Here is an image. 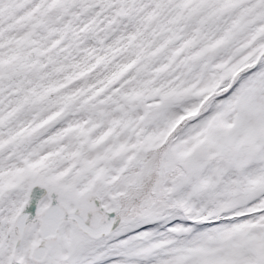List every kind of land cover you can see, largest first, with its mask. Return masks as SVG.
<instances>
[{"label": "snow or ice", "instance_id": "1", "mask_svg": "<svg viewBox=\"0 0 264 264\" xmlns=\"http://www.w3.org/2000/svg\"><path fill=\"white\" fill-rule=\"evenodd\" d=\"M0 264H264V0H0Z\"/></svg>", "mask_w": 264, "mask_h": 264}]
</instances>
